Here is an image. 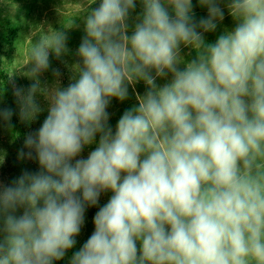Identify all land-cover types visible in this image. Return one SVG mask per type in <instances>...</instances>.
Segmentation results:
<instances>
[{
	"label": "clouds",
	"instance_id": "1",
	"mask_svg": "<svg viewBox=\"0 0 264 264\" xmlns=\"http://www.w3.org/2000/svg\"><path fill=\"white\" fill-rule=\"evenodd\" d=\"M140 3L131 35L136 0H99L84 12L81 63L66 88L39 80L50 53L67 51L65 32L31 40L17 70L34 82L15 95L21 120L42 111L38 93L48 100L20 153L34 152L40 171L0 185V264L63 259L86 206L109 191L70 264H264V0H228L235 26L214 43L203 33L224 19L220 0H199L207 17L198 22L192 0ZM182 45L196 57L183 60ZM138 81L147 90L113 132L111 99H127ZM97 135L88 157L75 159Z\"/></svg>",
	"mask_w": 264,
	"mask_h": 264
},
{
	"label": "rangeland",
	"instance_id": "2",
	"mask_svg": "<svg viewBox=\"0 0 264 264\" xmlns=\"http://www.w3.org/2000/svg\"><path fill=\"white\" fill-rule=\"evenodd\" d=\"M91 3L92 0H0V22L10 21L12 26L19 30V37L14 47L5 49L8 62L7 72L15 104L13 117L11 116L10 120H4L0 117V185H10L24 172L36 173L40 171L34 152L31 158L27 155H20L21 152L27 153L29 151L25 147L24 141L29 134H34L40 128L47 116L48 108L46 96L38 93L35 99L42 111L31 121L21 120L20 118V105L15 91L17 89L27 91L34 82L24 74L27 68L17 70L26 63L28 46L31 40L34 42L38 38V34L47 33L49 29L65 32L67 36V51L59 58L54 53H50L49 67L40 74L39 80L41 88L49 91L57 87L66 88L72 82L74 75L73 66L81 63L77 50L85 33L83 15L80 14L90 7L94 8V4L89 5ZM227 3L228 0H220V7L224 10V19L217 22L216 33L211 32V35L208 32L206 34L203 33L205 38H208L209 35L215 38L216 35H220L225 29L231 30L234 28L235 22L228 12ZM192 4L193 11L201 6L199 0H192ZM202 8L205 10H201V13H204L203 17H207V8L205 6H202ZM73 19V26L65 29L63 25L71 26ZM57 73L59 74L57 75ZM170 79L171 74L158 81V83H161L162 86ZM144 86L146 85L144 84ZM8 107L9 103H5L0 97V111L8 109ZM107 112L109 113L108 125L114 132L117 124V122L113 121L116 111L114 106L111 107V103L107 108ZM15 125L17 126L16 131L13 130ZM22 129L24 130L23 133H21ZM98 142L99 135L95 138L94 143L85 146L75 159H86L89 153L95 149ZM111 195L110 191L101 193L98 204L94 206L97 211L107 203ZM22 212L23 209H18L15 214L19 216ZM80 234H82V228Z\"/></svg>",
	"mask_w": 264,
	"mask_h": 264
},
{
	"label": "trees",
	"instance_id": "3",
	"mask_svg": "<svg viewBox=\"0 0 264 264\" xmlns=\"http://www.w3.org/2000/svg\"><path fill=\"white\" fill-rule=\"evenodd\" d=\"M197 1V0H196ZM99 4V0L93 5L94 7H97ZM202 6H200L199 9L193 11L194 19L198 22L200 18L204 16V13H201ZM88 10V9H87ZM86 10V11H87ZM204 10V9H203ZM205 11V10H204ZM142 12V5L140 3V0H136V8L133 12L130 14L129 19V35H131L132 25L135 22V18L137 15H139ZM81 13L80 15H83ZM201 15V16H200ZM0 97L2 101L5 103H9L8 109H11L12 113L14 111V96H13V90L11 88L10 84V78L7 72V54L5 52L6 48H12L14 47L15 42L17 41L19 37V30L12 26L10 21H3L0 22ZM216 33V31H213ZM212 32V33H213ZM211 32H208L210 34ZM206 34V33H205ZM204 39L206 43H214L219 35H216L215 38L213 36H210L208 38ZM189 47L181 46V52L180 55L185 61H190L196 57V51ZM181 69L183 68V64L179 65ZM154 75V72H153ZM163 80V78H157L156 84L158 86H161V83H158V81ZM143 81H138L133 84L128 85V97L127 99L120 101L116 98L111 99V107L114 106V110L116 111V116L113 119L114 122H118L120 117L123 115V113L132 108L133 106H138V99L137 96H143L147 90V87L144 86ZM13 117V116H12ZM16 126V125H15ZM14 126V131L17 130V126ZM23 129L21 130V133H23ZM25 137V136H24ZM97 209L94 206H86L85 210V217H84V224L82 226V234L75 237L76 244L74 247L67 251L65 257L59 261H54L53 264H70V259L72 255L77 252L82 245L87 241V239L90 237V235L94 231V223L93 218L96 214Z\"/></svg>",
	"mask_w": 264,
	"mask_h": 264
}]
</instances>
